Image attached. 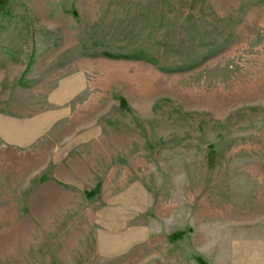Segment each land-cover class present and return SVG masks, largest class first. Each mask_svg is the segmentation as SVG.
Returning a JSON list of instances; mask_svg holds the SVG:
<instances>
[{
    "label": "rangeland",
    "instance_id": "rangeland-1",
    "mask_svg": "<svg viewBox=\"0 0 264 264\" xmlns=\"http://www.w3.org/2000/svg\"><path fill=\"white\" fill-rule=\"evenodd\" d=\"M79 73L35 148L0 142V264H228L264 237V0H0V112ZM119 195L143 239L105 258Z\"/></svg>",
    "mask_w": 264,
    "mask_h": 264
},
{
    "label": "crops",
    "instance_id": "crops-1",
    "mask_svg": "<svg viewBox=\"0 0 264 264\" xmlns=\"http://www.w3.org/2000/svg\"><path fill=\"white\" fill-rule=\"evenodd\" d=\"M87 86L86 77L79 73L52 90L53 107L31 117L0 112V142L9 149L29 151L44 140L69 110L67 103ZM116 196L97 214L101 229L97 232V249L105 258H118L142 243L143 230L134 225L140 201ZM140 214V213H139ZM147 236V234H146ZM228 264H264V237L232 239L228 245Z\"/></svg>",
    "mask_w": 264,
    "mask_h": 264
}]
</instances>
